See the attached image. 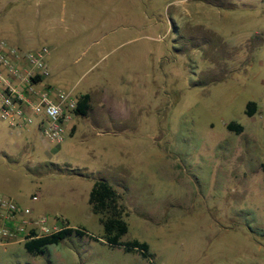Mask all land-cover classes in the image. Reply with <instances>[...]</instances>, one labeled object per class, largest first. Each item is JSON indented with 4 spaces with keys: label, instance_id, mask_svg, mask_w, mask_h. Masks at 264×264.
I'll use <instances>...</instances> for the list:
<instances>
[{
    "label": "rangeland",
    "instance_id": "374dc122",
    "mask_svg": "<svg viewBox=\"0 0 264 264\" xmlns=\"http://www.w3.org/2000/svg\"><path fill=\"white\" fill-rule=\"evenodd\" d=\"M233 1L200 8L195 27L182 0H0V40L46 47L44 83L91 95L60 143L0 118V196L98 238L37 256L8 240L0 264H264V0ZM185 22L211 43L186 38ZM96 179L119 194L121 240L147 242L149 256L101 239L87 201Z\"/></svg>",
    "mask_w": 264,
    "mask_h": 264
},
{
    "label": "built area",
    "instance_id": "2783aa9c",
    "mask_svg": "<svg viewBox=\"0 0 264 264\" xmlns=\"http://www.w3.org/2000/svg\"><path fill=\"white\" fill-rule=\"evenodd\" d=\"M47 53L44 46L22 50L0 40V118L10 126L36 123L46 140L60 143L77 99L68 91L44 83ZM31 213L30 208L0 196V243L25 240L30 230L42 235L37 229L49 234L62 227L56 223L46 225L47 216L30 217Z\"/></svg>",
    "mask_w": 264,
    "mask_h": 264
},
{
    "label": "trees",
    "instance_id": "16d2710c",
    "mask_svg": "<svg viewBox=\"0 0 264 264\" xmlns=\"http://www.w3.org/2000/svg\"><path fill=\"white\" fill-rule=\"evenodd\" d=\"M37 78H34L36 81ZM76 107L74 115L85 117L91 109V95L89 93L80 94L76 98ZM257 110L254 101H248L245 107V113L248 116L254 115ZM226 128L230 131L240 133L242 125L231 121L226 124ZM264 173V164H262ZM82 176H88L87 172L80 169H74ZM88 204L93 214L98 218L102 226L101 239L110 247H120L124 252H138L143 257L149 256V245L145 241L132 239L122 241V236L128 231V223L126 222L125 209L120 203V197L117 190L105 179H96L88 194ZM76 235L78 237L87 236L93 240L98 238L90 235L83 227H71L67 222L57 231L49 234L38 235L36 231L30 230V235L23 241L26 251L34 256L43 255L51 244H57L67 237Z\"/></svg>",
    "mask_w": 264,
    "mask_h": 264
},
{
    "label": "crops",
    "instance_id": "0c3cea01",
    "mask_svg": "<svg viewBox=\"0 0 264 264\" xmlns=\"http://www.w3.org/2000/svg\"><path fill=\"white\" fill-rule=\"evenodd\" d=\"M189 1L190 0H182V2H184L186 4V6L183 4L182 10L185 11V13H181L180 15L183 14V18L188 16V21L196 20L197 23L194 24L195 27H196V24L200 25L199 23L202 24V22L204 21V18H202V19L200 18V8H201V12H202V10L205 12V9H202V7H205L207 5H212L216 9L223 8V7H226V6L232 7V6L235 5L233 0H195L197 2L195 4H193V6H191L192 4H190V6H188ZM218 11L221 12L220 10H218ZM184 27H185V32H186L185 33L186 38L189 37V39H190V38H192V36H195V37L198 38V43H200V41H201L204 46L208 45V43L209 44L211 43V42L207 43V40H206V42H205V40H203V38L208 39L203 33L197 32L195 30V34L193 35L194 32H193L192 28H189V30L187 28V27H192V26H189L188 22L184 23ZM204 27L207 28L208 25L207 26L205 25ZM218 31L221 32V30L218 29V30L215 31V33H216V35L218 36L219 39L216 38V37L215 38L217 40H221V42L223 41L229 47L227 41L225 40V37L220 35L218 33ZM257 34L258 35L260 34V35L264 36V30L261 33H257ZM217 40H215L212 44L215 45ZM196 47H197V49H196L197 51L201 50L200 47H198V46H196ZM106 102H107V98L103 97L102 98V103L105 104Z\"/></svg>",
    "mask_w": 264,
    "mask_h": 264
}]
</instances>
